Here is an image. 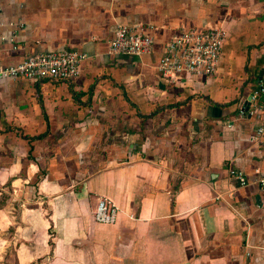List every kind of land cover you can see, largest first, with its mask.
<instances>
[{
	"label": "crops",
	"instance_id": "0c3cea01",
	"mask_svg": "<svg viewBox=\"0 0 264 264\" xmlns=\"http://www.w3.org/2000/svg\"><path fill=\"white\" fill-rule=\"evenodd\" d=\"M0 21V65L87 54L66 80L0 77V264H264V141L238 116L263 78L264 0H0ZM119 24L151 51L108 54ZM212 25L215 74L161 77L168 39Z\"/></svg>",
	"mask_w": 264,
	"mask_h": 264
},
{
	"label": "built area",
	"instance_id": "2783aa9c",
	"mask_svg": "<svg viewBox=\"0 0 264 264\" xmlns=\"http://www.w3.org/2000/svg\"><path fill=\"white\" fill-rule=\"evenodd\" d=\"M3 23L0 21V25ZM223 31L220 26L212 25L200 31L193 29L173 34L166 42L162 55L157 62V69L165 80H176L181 74L211 77L215 74L222 54ZM15 33L0 34V41L13 43ZM153 36L140 25L119 24L109 40L107 52L110 55H141L153 47ZM14 48L15 45L13 44ZM87 57L85 52L73 49L41 51L26 55L20 62L0 65V77L24 79L28 81H59L69 79L79 72L80 62ZM263 78L258 81L251 99L254 100L247 109H240L238 116L254 117L258 120L253 132L249 135L251 143L264 141V103L257 98L264 93ZM230 174L242 177V171L229 169ZM257 184L264 188V171L259 173ZM117 208L113 202L100 197L92 211L94 220L113 222Z\"/></svg>",
	"mask_w": 264,
	"mask_h": 264
}]
</instances>
